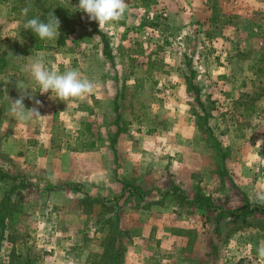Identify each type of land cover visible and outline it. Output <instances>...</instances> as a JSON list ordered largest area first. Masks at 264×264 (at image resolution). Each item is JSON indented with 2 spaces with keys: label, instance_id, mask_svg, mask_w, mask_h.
Wrapping results in <instances>:
<instances>
[{
  "label": "rangeland",
  "instance_id": "obj_1",
  "mask_svg": "<svg viewBox=\"0 0 264 264\" xmlns=\"http://www.w3.org/2000/svg\"><path fill=\"white\" fill-rule=\"evenodd\" d=\"M33 1L0 0V56H9L0 73V264H102L107 220L123 232L120 264H253L264 241V203L238 192L231 171L241 170L250 118L264 93V0H196L210 11L224 2L230 11L208 24L199 22L197 7L188 17L185 0H126L123 25L116 22L108 33L97 28L111 59L102 54L99 35L83 24L64 45L45 40L43 50L24 54L23 25L35 11ZM38 1L80 11L79 0ZM25 6L28 17L21 15ZM41 54L58 72L61 61L97 83L93 103L83 102L87 95L79 105L86 110L75 112L88 117L82 131L97 144L92 156H75V171L92 174L78 182L60 179L55 156L45 160L53 167L47 170L31 162L41 153L37 148L28 152L26 141L38 127L64 134L60 124L69 125L63 121L69 103L39 93L26 69ZM21 87L29 91L26 109L35 107L46 119H20L11 110L18 99L11 93ZM57 148L42 152L58 154ZM26 155L33 167L21 162ZM100 171H108V191ZM197 191L208 202L194 204Z\"/></svg>",
  "mask_w": 264,
  "mask_h": 264
},
{
  "label": "crops",
  "instance_id": "obj_2",
  "mask_svg": "<svg viewBox=\"0 0 264 264\" xmlns=\"http://www.w3.org/2000/svg\"><path fill=\"white\" fill-rule=\"evenodd\" d=\"M200 1V0H199ZM198 1V2H199ZM202 2H204V0H201ZM206 1V0H205ZM224 1V0H223ZM226 1V0H225ZM202 2H199V6L197 7V1H193L191 2V0H185L182 2L181 5H184L183 10L187 13L188 17H189V13L191 10H193V8L197 7V18L199 20V22L202 23H206L208 24V21H210L211 18H213L214 16L219 15V17H224V13L229 14L230 11H228V9H224L222 7V5L224 4H220V7L217 9V11L213 10L210 11L209 8H206V6H204L202 4ZM227 2V1H226ZM229 4V3H227ZM229 8V6L227 7ZM122 22H120L121 25H123L125 22V19H121ZM210 24V22H209ZM117 23L116 22H112L108 25H105L102 29H100V27L98 26L97 28H99L102 32H110L112 30L115 29ZM201 26L203 27V24H201ZM246 31H249V34L251 35L252 33L250 32V30H252V27L249 26V28L245 29ZM111 39V38H110ZM113 40V39H112ZM74 43L79 44L80 42L78 41H73ZM121 43H123V41H120ZM99 50H97L98 52H100L101 54V50H100V45H97ZM102 55V54H101ZM69 58V57H68ZM230 62L233 61L232 58H230L229 60ZM73 64H78L77 61H72ZM248 64H252L251 60L248 59L246 60V65ZM250 65L248 67H246V69L250 70L251 67ZM68 66H66L65 64H62L61 61H58V68H59V72L63 73L64 71L68 70L66 69ZM253 74L250 73V78H252ZM20 89H23V87H21ZM12 90V89H11ZM31 93V92H30ZM38 88L35 89L34 92V96H38ZM12 95H17V97L19 98L21 95L20 90H16V92L11 93ZM88 97V96H85ZM91 95L88 99L84 100L83 102H87L90 103V101L93 103V101L91 100ZM57 98V97H55ZM94 98V97H93ZM98 98V99H96ZM80 99H84V98H72L70 100H67L65 103H69L67 106L68 108L66 109L67 114H65V117H63V121L66 123L67 120L69 122V125L66 124H60L62 131L63 132H56L53 133L54 131L50 130V132H44L43 128H39L38 127V134L36 133L35 136L30 137V139L28 138V140L26 141V143L31 146L29 152V155L32 154L35 150V148H37L38 153H40L38 155L37 158V162L34 160H31L32 163H37L38 165L41 164V166L47 170H52L53 167L50 165L48 167H46L45 165V160H47L48 157L52 158V156H55L54 158H52L53 162L56 164L55 168H59L61 169L62 173L60 175V179L62 180H66L69 182H78V178L80 177H84L87 178L89 176H92L91 171H75L76 167H77V162L75 163V156H87L90 157L92 156L93 153H95V151L97 150V144L94 140H92L90 138V136L88 134H86L85 132L82 131L83 128V124L84 121L87 120L88 117H82V115L78 114L79 116L76 115L75 112L79 111H85L86 109L82 107H79V105H81V101ZM53 101V99H51ZM96 102L100 100L99 96L95 97ZM58 102H63L61 100H57ZM95 102V103H96ZM60 104V103H58ZM254 114L252 116V118H250V123L252 124V131H250L247 135L248 137L245 139L247 140V148L242 150L240 152V155L243 156L242 160H244V162H241L243 165V167L241 168L240 165V171H231V174L235 177L236 181L238 182V192H245L246 193V198L247 200H249V202L252 201H256L255 199H253L252 197H254L256 194H264V94H262L260 96V98L258 99V101L256 102V106L254 108ZM78 112V113H79ZM30 127V125H19L17 128L22 129L24 127ZM71 126H73V129L70 131L68 130V128H70ZM30 130V129H29ZM45 130V129H44ZM25 131V130H24ZM46 131V130H45ZM57 131H59L57 129ZM53 133V134H52ZM61 135H60V134ZM68 134V135H67ZM14 136V142L19 143V137ZM93 141L95 143V149L91 150V151H86V152H72V148H69V150H67V148L65 147L66 142H72L73 145H80L82 142L84 141ZM245 142V141H243ZM48 144V146H47ZM251 144L254 146H251ZM55 145L58 147V154H51L53 153V151L49 150V154L48 156H46L45 152H42V149L44 147H48V149H52L53 147H55ZM27 148H29L27 146ZM41 148V149H40ZM29 155H26L24 157H22L21 162L22 163H26L24 166H28V162H30V157ZM79 157V158H80ZM241 159V158H240ZM75 166V167H74ZM83 166V165H80ZM28 167H33L32 165L28 166ZM70 167H72L73 171H69ZM83 172H85L83 174ZM101 174H104V176H106V179H104V185L103 188H105L108 191V186L110 185V183L108 182V171H100ZM126 171H123V173L125 174ZM82 179V178H80ZM245 179V183H242V180ZM83 180V179H82ZM116 184L117 185H121L120 182H117L116 180ZM216 190V189H214ZM195 196V194H194ZM243 196V193H242ZM191 199V198H190ZM156 200V199H155ZM170 231V230H168Z\"/></svg>",
  "mask_w": 264,
  "mask_h": 264
},
{
  "label": "clouds",
  "instance_id": "obj_3",
  "mask_svg": "<svg viewBox=\"0 0 264 264\" xmlns=\"http://www.w3.org/2000/svg\"><path fill=\"white\" fill-rule=\"evenodd\" d=\"M128 4L126 0H79L78 9L87 13L92 21L99 24L100 29L112 22H118L124 18ZM30 6L21 9V15L28 17ZM24 29L32 31L41 41L55 40L60 34L61 22L54 15V11L49 12L45 19L34 16L26 19ZM33 56V55H32ZM32 56L25 59H32ZM17 59L21 57H16ZM24 58V57H23ZM32 79L39 85V93L46 94L51 92L61 101H67L72 98H83L95 92L97 83L88 78H82L78 69L72 68L60 73L55 64L45 61L43 55H38L30 65L26 66ZM21 95L14 102L12 101V111L20 119H30L36 117L46 119L37 108L27 110L24 104L27 93L26 89H20ZM28 99L32 96L28 95ZM40 105V101H35ZM27 114V115H26ZM51 178V177H50ZM260 203H264V194H256L252 197ZM257 260L253 264H260L264 261V241H261L256 248Z\"/></svg>",
  "mask_w": 264,
  "mask_h": 264
},
{
  "label": "trees",
  "instance_id": "obj_4",
  "mask_svg": "<svg viewBox=\"0 0 264 264\" xmlns=\"http://www.w3.org/2000/svg\"><path fill=\"white\" fill-rule=\"evenodd\" d=\"M38 3H39L38 0L33 1L35 11L32 12L33 13L32 17L39 16L41 19H45L49 12L54 11V15L61 22L60 34L58 35L56 39L57 46L64 45L66 37L71 36L74 33H77L76 25L78 24L88 25L90 26V28H92V31L96 32L100 37L101 44H102V54L106 58L111 59L108 40L97 29V27L95 26L93 21L89 18L87 13L82 12V11H75L74 13H72L69 8H65L61 6L60 4L56 5L55 7H49V6L40 7ZM80 19L82 20L81 22H80ZM23 37L27 41V43L23 46L24 54L27 55V54H31V53L43 50L45 44L43 43V41L39 40V38L32 31L25 30ZM8 58L9 56H7L6 58L0 56V73L8 67ZM195 99L197 103L200 105V107H202V110H203L204 106H203L202 101L200 100L199 93L196 95ZM194 114L196 116H199L198 113H194ZM198 128L202 130V127L199 124H198ZM215 148L219 149L218 144H216ZM93 149H95V143L93 141L90 142L86 140L82 142L80 145H76L72 149V152H86V151H91ZM137 191L138 190H136L135 192L137 193ZM192 202L194 204L201 205L203 202H208V199L201 192L197 191L195 192V196ZM4 204H5V200L0 202V206L2 208L4 207ZM100 213H102L101 209L98 211V215ZM1 216L2 215L0 213V244H1L2 237H3L2 228L4 225V220H3L4 216L2 217ZM105 224L108 226L109 229H108L106 236L104 237L102 241L103 252L100 255V258H102V264H120L119 263L120 258L122 257L121 246H122L123 232H121L118 229L117 225L110 220H107Z\"/></svg>",
  "mask_w": 264,
  "mask_h": 264
},
{
  "label": "built area",
  "instance_id": "obj_5",
  "mask_svg": "<svg viewBox=\"0 0 264 264\" xmlns=\"http://www.w3.org/2000/svg\"><path fill=\"white\" fill-rule=\"evenodd\" d=\"M170 1H173V2H177L179 0H170ZM165 16V14H163ZM154 17V14L153 13H150V18L152 19Z\"/></svg>",
  "mask_w": 264,
  "mask_h": 264
}]
</instances>
